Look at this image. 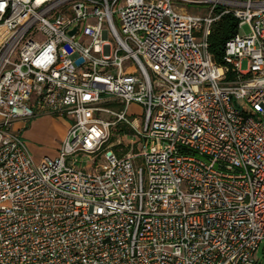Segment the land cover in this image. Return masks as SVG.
Returning a JSON list of instances; mask_svg holds the SVG:
<instances>
[{"label": "built area", "instance_id": "built-area-1", "mask_svg": "<svg viewBox=\"0 0 264 264\" xmlns=\"http://www.w3.org/2000/svg\"><path fill=\"white\" fill-rule=\"evenodd\" d=\"M225 14L250 33L217 64ZM41 115L68 127L35 163ZM261 244L264 0H0V264H256Z\"/></svg>", "mask_w": 264, "mask_h": 264}, {"label": "rangeland", "instance_id": "rangeland-1", "mask_svg": "<svg viewBox=\"0 0 264 264\" xmlns=\"http://www.w3.org/2000/svg\"><path fill=\"white\" fill-rule=\"evenodd\" d=\"M189 7L192 11L196 13L203 12L207 9V5L205 4H195L190 5ZM238 33L241 35H248L250 33L248 24L244 23L240 25V27L238 28ZM240 66L242 70L247 69L248 62L246 58H242L240 60ZM112 106L114 108L118 107L113 103ZM127 114L129 119H133V117H135L138 121H140L142 110L138 106L130 104L127 107ZM43 117H47V115H41L32 118L23 125L24 129H22L21 131L22 137L25 140V144L35 163H39V161L45 156L54 157L55 150L57 152L59 143L63 139L62 137H64L65 135L60 132L61 128H58V124H54L55 127L45 121L38 123L34 122V124H32L33 120ZM21 124V122H18V127H20ZM137 141L138 140L136 136H134L133 129L129 126L120 124L115 130H112L110 132L108 145L112 147L113 150L117 151L119 154H125L128 153L131 148L132 150H135ZM84 164L87 166L88 171L91 172L93 170V162L88 161ZM254 259L256 260V264H264V244H261L258 247L257 251L254 254Z\"/></svg>", "mask_w": 264, "mask_h": 264}, {"label": "trees", "instance_id": "trees-1", "mask_svg": "<svg viewBox=\"0 0 264 264\" xmlns=\"http://www.w3.org/2000/svg\"><path fill=\"white\" fill-rule=\"evenodd\" d=\"M238 20L231 14H225L215 21L207 37L208 51L215 63L223 62L222 56L225 43L229 41L238 30Z\"/></svg>", "mask_w": 264, "mask_h": 264}, {"label": "crops", "instance_id": "crops-1", "mask_svg": "<svg viewBox=\"0 0 264 264\" xmlns=\"http://www.w3.org/2000/svg\"><path fill=\"white\" fill-rule=\"evenodd\" d=\"M47 122L51 125H53L55 127L54 124H58V128L60 127V132H62V134H65L66 130H67V127H68V123L64 120V119H60V118H57V117H53V116H48L47 117H43V118H37L35 120L32 121V124H34V122ZM60 121V122H59ZM18 124V123H17ZM16 124V126H18ZM22 126V124H21ZM60 135V134H59ZM63 138V137H62ZM57 154L56 150H55V155Z\"/></svg>", "mask_w": 264, "mask_h": 264}, {"label": "water", "instance_id": "water-1", "mask_svg": "<svg viewBox=\"0 0 264 264\" xmlns=\"http://www.w3.org/2000/svg\"><path fill=\"white\" fill-rule=\"evenodd\" d=\"M74 33V30H72L71 32H70V34H73Z\"/></svg>", "mask_w": 264, "mask_h": 264}]
</instances>
